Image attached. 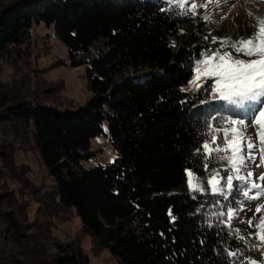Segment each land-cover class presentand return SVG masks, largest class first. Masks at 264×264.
<instances>
[{
  "label": "trees",
  "instance_id": "1",
  "mask_svg": "<svg viewBox=\"0 0 264 264\" xmlns=\"http://www.w3.org/2000/svg\"><path fill=\"white\" fill-rule=\"evenodd\" d=\"M193 20L188 0H13L0 11V61L20 56L32 27L44 25L71 67L85 68L84 106L61 111L11 97L1 119L24 149L29 129L53 184L46 204L74 215L92 255L105 251L115 264H264V219L248 224L243 215L251 179L228 167L226 130L245 110L219 100L211 80L184 89L217 47L201 22L177 39ZM101 135L116 158L86 169ZM5 144L0 168L10 169ZM23 198L0 195L3 243L17 257L4 264H90L77 243H57L49 255L50 229L25 223ZM35 203L38 219L46 206ZM12 253L0 249V262Z\"/></svg>",
  "mask_w": 264,
  "mask_h": 264
},
{
  "label": "rangeland",
  "instance_id": "2",
  "mask_svg": "<svg viewBox=\"0 0 264 264\" xmlns=\"http://www.w3.org/2000/svg\"><path fill=\"white\" fill-rule=\"evenodd\" d=\"M13 0H0V11ZM194 11V20L184 28L180 40L201 22L212 32L217 47L202 55L193 77L184 87L197 91L211 80L218 99L227 106L245 110L242 119L235 120L226 130L230 137L232 157L229 169L242 171L249 180L243 215L247 223L264 219V0H188ZM20 56L14 53L0 61V145L6 137V153L13 166L0 168V195L15 194L29 204L25 223L43 224L50 229L47 250L56 252L55 245L77 243L90 257V264H115L107 252L92 255L91 242L80 230L79 221L71 213L61 217L47 205L53 184L41 166L27 130L21 148L19 139L10 132L14 125L1 119L11 97L19 102L47 105L61 111L76 110L91 97L84 78V66L71 67L66 48L53 36V27L33 26L30 40L22 47ZM125 73H130L127 71ZM107 134V126L104 124ZM21 139V138H20ZM6 142V141H5ZM8 143V142H6ZM97 152L95 159L84 164L88 169L105 166L116 158V151L108 138L98 136L91 141ZM247 159V160H246ZM13 174L11 175L10 172ZM191 173L188 177L191 181ZM216 183L218 180L215 181ZM22 201V199H21ZM35 201L43 202L45 209L34 215ZM0 205V211H6ZM23 215V214H22ZM251 220V221H250ZM4 226L0 223V249L7 254L11 247L3 243ZM14 253V252H13ZM12 253L0 264L17 259ZM4 254L0 258L4 259ZM256 264V263H254Z\"/></svg>",
  "mask_w": 264,
  "mask_h": 264
}]
</instances>
